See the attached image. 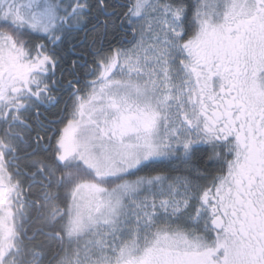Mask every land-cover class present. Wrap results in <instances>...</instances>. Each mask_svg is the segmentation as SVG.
<instances>
[{
    "label": "snow or ice",
    "instance_id": "6c2138e0",
    "mask_svg": "<svg viewBox=\"0 0 264 264\" xmlns=\"http://www.w3.org/2000/svg\"><path fill=\"white\" fill-rule=\"evenodd\" d=\"M0 264H264V0H0Z\"/></svg>",
    "mask_w": 264,
    "mask_h": 264
},
{
    "label": "trees",
    "instance_id": "16d2710c",
    "mask_svg": "<svg viewBox=\"0 0 264 264\" xmlns=\"http://www.w3.org/2000/svg\"><path fill=\"white\" fill-rule=\"evenodd\" d=\"M69 55H71V54H69Z\"/></svg>",
    "mask_w": 264,
    "mask_h": 264
}]
</instances>
